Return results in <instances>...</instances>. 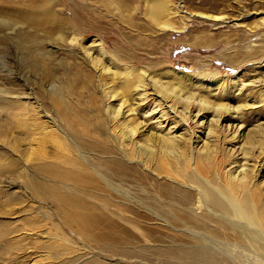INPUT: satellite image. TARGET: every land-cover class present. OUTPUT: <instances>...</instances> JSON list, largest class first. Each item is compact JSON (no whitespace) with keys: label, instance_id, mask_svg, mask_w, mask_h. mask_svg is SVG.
Instances as JSON below:
<instances>
[{"label":"rangeland","instance_id":"obj_1","mask_svg":"<svg viewBox=\"0 0 264 264\" xmlns=\"http://www.w3.org/2000/svg\"><path fill=\"white\" fill-rule=\"evenodd\" d=\"M149 1L54 0L48 2L49 14H44L47 0H0V264H66L81 255L83 248L87 250L82 258L86 263L90 261L87 257L95 262L103 257L114 264L121 260L122 264H175L168 254L171 242L193 245L185 234L175 237L174 232L164 230L141 207L145 203L156 211L158 196L165 189L160 184L170 181L180 196V191H192L191 207L202 210L198 192L185 185L184 179L189 178L185 171L187 157L179 152L165 153L159 139L172 132V136L189 140V132L165 109L148 80L141 83L147 86L142 91L133 87L123 97L122 82H112V74L103 70L106 65L109 69L113 66L107 60L114 63L116 72L142 68L146 78H156L178 90L190 104L186 112L182 105L177 106L192 131L187 148L196 160L190 166L211 163L212 172L207 171L203 177L216 187L224 186L230 178L237 179L245 167L253 169L247 191L255 199L251 201L256 213L264 217V0H170L172 11L181 4L187 13H180L184 25L180 18L175 19L176 31L150 20ZM28 13L29 21L23 22L20 17ZM195 13L224 19L190 17ZM99 45L106 53L103 57ZM172 69L193 78L173 80L165 75ZM116 89V98L110 99L108 91ZM17 99L19 103L28 99L29 105L37 103L42 122H56L76 150L85 154L87 167L66 159L82 178L81 189L71 195L77 208L69 209L65 203L51 199L42 204L39 215V210L33 213L32 206L40 208L29 190L33 181L26 168L33 142L13 123V117L21 112L15 104ZM122 101L125 106L114 117L113 111ZM202 104L208 109L201 111ZM221 106L227 111L219 118L222 112L212 109ZM126 122L135 135L123 128ZM47 145L52 157V145ZM242 150L251 152L247 160ZM208 152L213 155L211 161L206 159ZM15 160L18 164L8 168ZM162 162L182 177L159 172L157 166L165 168ZM36 164H29V169L35 171ZM237 165L246 166L237 169ZM92 169L130 199L108 187ZM141 172L149 176L147 181H143ZM38 182L42 184L43 179L38 178ZM162 199L163 203L170 201L165 196ZM47 211L53 213L72 243L55 241L61 247L50 250L47 240L34 232L31 249L17 253L28 246L27 242L11 246L8 240L23 233L24 219L32 220L37 215L45 220ZM121 215L140 223L147 220L143 233L141 224L127 225L118 218ZM86 216L103 218L106 225L117 227V233L114 230V235L101 237L103 232L85 227L82 218ZM176 225L183 228L179 222ZM53 230L51 237L60 236ZM110 245L113 248L108 250Z\"/></svg>","mask_w":264,"mask_h":264},{"label":"bare ground","instance_id":"obj_2","mask_svg":"<svg viewBox=\"0 0 264 264\" xmlns=\"http://www.w3.org/2000/svg\"><path fill=\"white\" fill-rule=\"evenodd\" d=\"M53 1L54 0H47V4L44 5L46 6L44 14H49L48 2L51 4ZM171 3L172 2L170 0L149 1L147 6V13L148 17L152 22L164 27L165 29L176 31L177 27L175 26L174 22L175 19L180 18V13H187L184 11V7L181 4L176 6L177 8L175 11H172L173 8L171 9V7L173 5H171ZM37 13L42 15L43 19L45 18L41 10L37 11ZM27 15H29V13L25 14L23 17H20L22 18L21 20L23 22H26L27 20L29 21V19L26 18ZM191 16L201 17L203 19H212L214 21H221L224 19V16H209L207 14L202 13L191 14L190 17ZM180 21L182 25L185 24V20L183 18H180ZM62 22L63 20L61 21V23ZM35 23L37 22L35 21ZM182 29H184V27ZM99 48L100 53L102 54L101 56H105L106 53H104L103 48L101 46ZM108 63L110 65H113L110 67L111 70L107 68V65L104 67L103 70L106 73L112 74L113 77L111 76L110 78L112 82H122L123 85L120 86V89L123 86L121 93L123 97H125L124 93L132 92L133 87L141 88L142 91V88L147 86L141 83L148 80V82L150 83L147 82V84H152L151 88H154L155 92L157 89V93L155 94L162 101V103L165 104V109L169 110L172 115L175 116L177 120H179V123H181L184 129L187 130V133L189 132V140L182 139L183 137L179 138L176 136H172V132L165 134V136L161 135L162 138L159 137V139L162 143V149H164L165 153L167 151L179 152L182 156L187 157L188 165L186 166L185 171L189 175V178L184 179L187 180L185 185H189L190 189L198 192V207L200 210H202L197 211L193 209V207H191V196L193 195L192 191H180V196L177 194L178 188L176 186H173L174 183L170 181L166 182V184L159 183L160 185H163L165 189L163 190V193H160V196H158V209L156 211L152 210L151 208H148L145 203H141V207L143 206L144 209L151 214V217L156 220V223L161 225L164 230L166 229V231L168 230L169 232H174L175 237L176 235H178V233L180 234V236H183L181 235L183 233L189 238V240H191L193 244L191 246L180 243L177 244L175 241L171 242L172 251L171 253H168L171 256V260L175 264H253L252 262H250L251 260L256 261L258 264H264V217H261V215L256 213L255 205L252 202L255 199L253 196L250 195L249 191H247L250 188V184L252 181L253 174L251 172L253 171V169H245L246 165H237V169L245 167L241 170V174L237 179L230 178L225 185L223 184L224 186H220L221 188L212 185L211 182L207 180L209 178L206 179L203 177L204 173L213 170V168L211 167V163H209L208 166H204V162L200 164L197 161L198 163H195L194 168L190 166L191 162L193 160H196L192 158V155H190L191 151L187 148V145H190L191 140L193 139L192 134H190L192 131L189 128V124L188 121H186V117L182 116L183 112H179L177 109V106L179 105L183 106V110L185 112L189 108L190 104L187 102L186 99H183L184 96L181 94L179 95V92H177L178 90L176 91L174 87L166 86L163 82L156 78H146V71L142 68L138 70H128L127 72L121 73L119 71L116 72L117 67H115L114 63L107 60V64ZM165 75L169 76L173 80L193 78V75L176 69H172L170 72H166ZM182 85L184 86L185 84ZM180 87L179 90H181ZM114 91L118 90L116 89L113 91H108L110 99L116 98L118 92ZM19 102L20 101H18L17 99L15 104L18 105L19 108H21V112L13 117V123L15 124V128H23L25 130V132L23 133L30 136L31 141L33 142V145H31L32 147L30 148V155L27 160L28 166H26L28 175L30 176V181H33L29 190L33 194V199H36V201L40 203V208L32 206L33 213H35L39 209H43L42 204L48 203L51 199H55L59 203H65L66 207L69 209L77 208L76 205L78 203L75 204V201L71 197L75 192H77V190L81 189L80 181L82 178L80 172L77 173V168L71 167L73 166V163H69L66 159H68L69 161L70 159L71 161L74 159L76 161H80L81 163L83 162L84 165L87 167L88 162L86 160L85 154L76 150V146L71 142L69 136L62 129L59 128L60 126H58L56 122H42L44 118L41 115V109L40 106L37 105V103H31V105L27 104L28 102H30V99H28L27 101L25 100L24 103ZM125 103V101H122V103H120L119 108L113 111L114 117L115 115L117 117V114H120L121 109L125 106ZM200 103H203V101ZM193 104L195 103L193 102ZM201 106V111L202 109L205 110L207 108L203 104ZM212 110L218 111L220 113L222 112V115L219 116V118H222V116L224 115L223 111L226 110V108L222 109L221 106L215 109V107H213ZM18 117H21V119L15 121ZM122 125L123 128H126L131 135H135L134 133H136V131L133 127H130V123L126 122ZM48 143L52 145V150L54 151L52 157H50L47 153L46 147L48 146ZM214 148L217 147L215 146ZM68 152H70V155L68 154ZM66 153L67 158H65ZM208 153L209 155H206V159L209 161L213 155L211 156V153ZM242 153L244 155L245 160H247L248 156L251 155V152L249 150H244ZM147 156L150 157L149 155ZM18 162V160H15L13 162H10L7 166L8 168L15 167ZM34 162L39 164H36L37 166L34 167L35 171H33V169H29V164ZM163 164H165V168L161 166L156 167L159 172H165L166 175H173L176 173L178 174L177 176L182 177L179 171H177L173 167L169 168V166H166L168 164L165 162ZM79 169H82V167L80 166ZM119 170L128 173L126 172V169L124 167H120ZM92 171H94V173H97L94 169H92ZM137 173H139V171ZM99 177L102 181L107 183L108 187L124 195L126 198L130 199L126 195V192H122L119 189H115V187L113 188L111 186V183L105 180L102 176L99 175ZM141 177L144 179L143 181H147L149 176H146L141 172ZM38 178L43 179L44 183L42 182V184L38 185ZM59 191H64L66 193L63 192L59 195ZM25 193L26 192H24V196ZM67 193L70 195H65ZM161 195L170 199L169 203H163ZM147 198L150 199V195H147ZM81 211L84 212L83 209ZM177 211L182 212L176 213ZM41 212L42 210H39L38 215ZM44 214L45 220L38 219L39 216L37 215H34L32 220L24 219V224H22V226L24 227V230H22L23 233L8 240L11 246H16L23 242H27L26 245L28 246H23L22 249L17 250V253L20 251H29L31 249L29 243L32 241L31 239L35 233L41 234V236H43V239L47 240L45 243H49L50 247H48L50 250L55 249L57 247H61V245L58 244L59 242H71L69 238L65 235V232L62 230V226L60 225V223L55 222V216L53 215V213L47 211L44 212ZM118 218H120L127 225L140 226L141 224V234L143 233L142 229L145 228V224L147 222V220H141L140 223V221L132 219L125 215H121ZM49 222L51 223V227L49 226ZM82 222L86 228H95L99 232H103L101 234V237H104L105 234L109 236H111L112 234L114 235V233H112L114 230L117 233V227H114L112 224L106 225L105 220L103 218H94L93 216H86L85 218H82ZM176 222H179L183 226V228H179L176 225ZM159 225L158 227L160 228L161 226ZM103 227L105 228L104 231L101 230V228ZM51 229L58 231L60 236L51 237ZM15 233L16 232H12V234ZM120 233L124 232L122 231ZM116 240L120 239L118 238ZM55 241L59 242L57 243ZM45 248H47L46 245ZM106 248L108 250H111L113 246L110 245ZM86 252L87 250L83 248L81 250V255H78L76 258H73L66 264H99L97 263V261L101 264H114L115 262L109 261L108 259H105L103 257H100L101 260H97L95 262V260H92L87 257L86 259L90 261L86 263L82 261L83 256L87 255ZM45 256H48L47 253ZM120 262L121 263L119 264H122L123 260H121ZM62 264L65 263L62 262ZM146 264L149 263L147 262Z\"/></svg>","mask_w":264,"mask_h":264}]
</instances>
